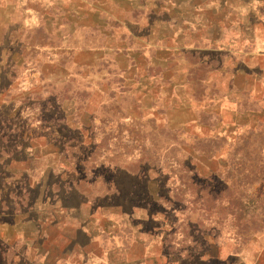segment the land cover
Wrapping results in <instances>:
<instances>
[{"label":"rangeland","instance_id":"1","mask_svg":"<svg viewBox=\"0 0 264 264\" xmlns=\"http://www.w3.org/2000/svg\"><path fill=\"white\" fill-rule=\"evenodd\" d=\"M159 2L0 0V264H68L79 206L147 203L182 264H264V0Z\"/></svg>","mask_w":264,"mask_h":264},{"label":"crops","instance_id":"2","mask_svg":"<svg viewBox=\"0 0 264 264\" xmlns=\"http://www.w3.org/2000/svg\"><path fill=\"white\" fill-rule=\"evenodd\" d=\"M119 1L140 7L145 6L147 0ZM170 1L171 3H176L177 1L176 6L179 4V10L188 2V0ZM167 3L168 0H160L158 5L163 6L167 5ZM155 13H157V9ZM192 14L194 15V8L190 12V15ZM47 19L52 23L63 21L55 16H49ZM57 25L59 26V24ZM50 204V202H44L43 200L40 207L39 204L38 206L36 205L37 210L40 212V222H38L42 226L51 222L53 226H58L59 228L61 216L53 214V218L50 219L48 215ZM150 204L147 203L146 206L135 205L129 209H125L123 206H115L112 207L113 211L99 206H79L77 208L79 212H72V218H70V221H73L74 227H76L77 236L71 238L68 243L69 252L72 255L68 264H115L113 257L115 252L121 253L120 264H182L183 259H185L182 248H179L175 254H171L170 249L175 244L180 245L178 236L182 237L183 233H177L178 228H174L175 223L171 222V224H174L173 227L170 226L168 221V224L166 221L164 225L157 224L158 219L151 210ZM86 208L89 210L84 212L83 209ZM163 212L164 214L168 213L165 208ZM101 238L109 239L112 246L110 248L101 247L100 249L103 251L94 253L91 246L93 244L99 245ZM136 248H138V251L131 254V251ZM46 259L48 260L49 257ZM53 261L55 264H61L64 260L58 256L54 257Z\"/></svg>","mask_w":264,"mask_h":264}]
</instances>
